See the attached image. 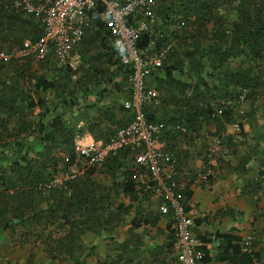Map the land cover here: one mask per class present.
Wrapping results in <instances>:
<instances>
[{
  "label": "trees",
  "instance_id": "trees-1",
  "mask_svg": "<svg viewBox=\"0 0 264 264\" xmlns=\"http://www.w3.org/2000/svg\"><path fill=\"white\" fill-rule=\"evenodd\" d=\"M9 1L0 0V43L7 45L0 50L10 51L25 39H38L41 30L30 26L31 17L9 8ZM156 14L166 39L175 42L180 53L173 50L152 78L158 85L160 80L161 87V83L172 87L174 74L192 76L190 83L179 81L178 94L184 98L176 105L180 114L174 122L194 132L200 127V117L210 119V101H235L238 89L246 92V100L264 99V0H161ZM145 42L143 39L140 46ZM95 44L97 55L91 53ZM78 52L89 67L77 80L65 68L47 67L51 56L44 61H0V203L4 199L17 203L12 212L21 215V221L32 220L40 226L22 236L23 245L30 247L25 264L36 263L33 248L59 264L67 258L72 264H85L78 254L80 234L112 233L138 200L126 151L109 159L99 171L111 180L110 185L94 181L98 171L90 169L63 186L40 190L75 162L73 147L77 134L83 132L76 128L79 122L93 131L99 124L95 120L106 121L116 112H127L122 101L128 98L123 90L128 70L110 45L103 16L87 32ZM97 60L105 69H98ZM88 94L94 97L92 104L84 98ZM115 96L120 101L109 102ZM230 111L223 113L224 120H229ZM72 113L74 122L69 119ZM61 154L67 156L65 164ZM123 198L129 203L117 202ZM26 213L33 215L25 217ZM136 220L132 226L138 224ZM47 225L68 226L69 232L53 239L54 231L45 234ZM30 237L39 243L30 244Z\"/></svg>",
  "mask_w": 264,
  "mask_h": 264
},
{
  "label": "crops",
  "instance_id": "crops-1",
  "mask_svg": "<svg viewBox=\"0 0 264 264\" xmlns=\"http://www.w3.org/2000/svg\"><path fill=\"white\" fill-rule=\"evenodd\" d=\"M186 70L184 68V73ZM173 78L176 81L172 87L165 83H161V87V81L158 85L153 78L147 81L148 88L159 93L162 101L159 107H145L151 121L167 120L170 124L180 114L176 105L184 97L178 94L179 81L190 83L192 80H183L175 74ZM239 91L238 95L241 94ZM115 99L120 101L115 96L109 102L114 103ZM89 100L88 104L95 101L94 97ZM221 101L223 99L210 101V119L201 120L200 117V127L194 132L187 128L186 135H179L168 127L162 134L174 152L173 169L167 172L165 180L176 182L180 187L178 201L192 218L193 234L205 253L201 264H264V99H245L225 110L221 108ZM230 109L229 120H224L223 113ZM114 114V118L106 121L95 120L99 124L93 131L79 122L76 128L81 127L83 132L77 134L74 145L95 139L106 140L131 118L129 112ZM73 116L75 113L69 117L71 122H74ZM218 136L223 137V145L212 160V176L203 181L205 153L211 139ZM146 181L153 187L149 178ZM136 190L137 202L130 213L122 216V226L115 229L110 238L89 231L80 234L78 254L85 264H100L107 260L112 264H161L176 258L171 216L161 215L158 211L161 192L148 193L139 187ZM9 200L0 203V264H24L25 259L17 261L1 252L11 244L15 248L23 247L25 231L32 233L40 226L32 220L21 221V215L12 212L17 203ZM136 205H139V213L135 210ZM28 214L29 218L33 215L26 213L25 217ZM134 219L138 224L132 226ZM56 225L46 227L47 233L54 231V239L69 232L68 226L59 228ZM3 227L6 229L2 230ZM30 239L32 244L39 243ZM247 240L250 245L244 248ZM91 248L93 251L88 254ZM35 262L45 263L36 259ZM46 262L59 264L51 259ZM63 264H72V261L67 258Z\"/></svg>",
  "mask_w": 264,
  "mask_h": 264
},
{
  "label": "built area",
  "instance_id": "built-area-1",
  "mask_svg": "<svg viewBox=\"0 0 264 264\" xmlns=\"http://www.w3.org/2000/svg\"><path fill=\"white\" fill-rule=\"evenodd\" d=\"M160 3L161 0H10L9 8L36 21L41 34L36 40L25 39L13 50H0V61H44L51 56L73 80H77L84 67L78 47L87 32L95 28L100 15L103 16L110 45L128 70L123 87L128 98L122 101V107L131 113V118L106 140L74 145L76 158L73 165L42 184L40 190L63 186L90 169L100 171L109 159L126 151L130 156V173L135 187L148 193L159 190L158 211L161 215L171 216L176 258L161 264H201L205 253L193 234L192 218L178 201L180 187L176 182L165 180L167 172L173 169L174 152L161 136L168 127L180 135H186L188 130L180 122L169 124L163 120H148L144 111L147 105L159 107L162 104L159 93L148 88L147 81L161 71L162 61L172 53L174 45L166 39L158 21L156 13ZM143 39L146 42L140 46ZM245 94L243 91L235 101L223 99L222 110L244 101ZM222 139L220 136L211 139L205 153L203 181L212 176V160L223 145ZM249 245L247 240L244 248Z\"/></svg>",
  "mask_w": 264,
  "mask_h": 264
},
{
  "label": "rangeland",
  "instance_id": "rangeland-1",
  "mask_svg": "<svg viewBox=\"0 0 264 264\" xmlns=\"http://www.w3.org/2000/svg\"><path fill=\"white\" fill-rule=\"evenodd\" d=\"M29 23H30V26H32L33 27V29L35 30V29H38V31H40V25L36 22V21H34V20H31V19H29ZM97 44H95V46L94 47H92L93 48V50L91 51V53L94 55V53L96 52V55H97ZM7 48V45L4 43V44H2V43H0V49H6ZM176 49V50H175ZM173 50H175V51H180V47H178V45L174 42V48H173ZM180 53V52H179ZM83 54H84V52H83ZM83 57H85V59L87 60V58H88V56L87 55H85V56H83ZM52 58V57H51ZM53 59V58H52ZM54 60V59H53ZM53 60H51L50 61V64L48 63H46V65H47V67H60L59 65H58V63H57V61H53ZM88 62V61H87ZM97 62H98V65H99V67L100 68H98V69H105V65L103 64V63H101L102 61H99V60H97ZM163 62H164V60H163ZM162 62V63H163ZM83 63V65H84V67L82 68V70H86L89 66H88V64L87 63H84V62H82ZM186 69H187V67H185ZM82 72V71H81ZM109 73H110V70H109ZM46 74V73H45ZM180 76V78L182 77V79L184 80V79H190V80H192V76H188L187 78L185 77V76H181V75H179ZM48 77H50V76H48ZM78 97H80L79 95H78ZM90 97H93V96H90L89 94L88 95H85L84 96V98H86V101L88 102V101H90L89 99H90ZM47 98L48 99H51V95L49 94L48 96H47ZM120 98H122V97H120ZM82 136V135H81ZM61 157H62V159H63V162H64V164L67 162V156H64L63 154H61L60 155ZM131 165V164H130ZM67 169H68V167H67ZM66 168L63 170V171H65V170H67ZM103 170V169H102ZM101 171V170H100ZM80 178V177H79ZM94 181H97V182H100L101 184H105V185H110V183H111V180L106 176V174L104 173V172H97V174L94 176ZM117 202H123V203H125V204H128L129 203V201H128V199H125V198H123V199H121V200H118ZM39 233H40V231H39ZM45 234H46V230H45ZM45 234H42L43 236L45 235ZM112 233H103V236H104V238L105 239H108L109 237H110V235H111ZM54 239V238H53ZM30 244H32V243H30ZM30 250V247L29 246H24V247H21V248H15V246L13 245V244H11V245H9L8 247H7V249H6V251H2L1 253L2 254H5V255H8V256H10V257H12V259L13 258H15V259H17V261H19V259H25V257L27 256V253H28V251ZM32 251L33 252H36V256H35V259H36V261L37 262H42V261H45V263L44 264H47V262H46V260L47 259H50L49 257H47V255L46 254H44L43 252H41V251H38L37 250V248H33L32 249ZM96 259H98V257L96 258ZM91 264H92V262H90ZM25 264V263H24ZM60 264H62V263H60Z\"/></svg>",
  "mask_w": 264,
  "mask_h": 264
}]
</instances>
